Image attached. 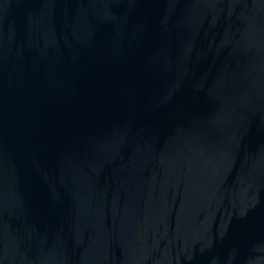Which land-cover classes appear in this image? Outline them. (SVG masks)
<instances>
[{"label":"water","instance_id":"obj_1","mask_svg":"<svg viewBox=\"0 0 264 264\" xmlns=\"http://www.w3.org/2000/svg\"><path fill=\"white\" fill-rule=\"evenodd\" d=\"M0 264H264V0H0Z\"/></svg>","mask_w":264,"mask_h":264}]
</instances>
